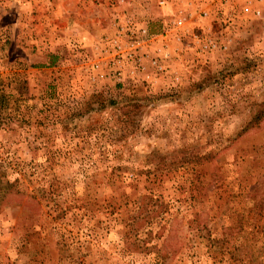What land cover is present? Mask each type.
Wrapping results in <instances>:
<instances>
[{
	"label": "rangeland",
	"instance_id": "rangeland-1",
	"mask_svg": "<svg viewBox=\"0 0 264 264\" xmlns=\"http://www.w3.org/2000/svg\"><path fill=\"white\" fill-rule=\"evenodd\" d=\"M160 1L0 0V264H264V0Z\"/></svg>",
	"mask_w": 264,
	"mask_h": 264
},
{
	"label": "built area",
	"instance_id": "built-area-1",
	"mask_svg": "<svg viewBox=\"0 0 264 264\" xmlns=\"http://www.w3.org/2000/svg\"><path fill=\"white\" fill-rule=\"evenodd\" d=\"M168 0H161L160 3L165 4L167 3ZM120 28H126L128 30H131V27H120ZM119 31V30H118ZM143 32L146 33V29H143ZM129 33L133 34V31H130ZM165 36V35H164ZM149 40V37H147ZM124 40H120L119 38H114L112 41L113 44V55L111 57V60L113 63H116L117 61H124V60H129V61H135L136 60H142L144 56L138 57L137 54L133 51L134 47H136V40L133 35L128 36V39L126 43H122ZM211 44V43H210ZM125 45H128V49L124 48ZM168 50V44H167V49Z\"/></svg>",
	"mask_w": 264,
	"mask_h": 264
},
{
	"label": "trees",
	"instance_id": "trees-1",
	"mask_svg": "<svg viewBox=\"0 0 264 264\" xmlns=\"http://www.w3.org/2000/svg\"><path fill=\"white\" fill-rule=\"evenodd\" d=\"M135 103H136V105L140 106V103L139 102H135Z\"/></svg>",
	"mask_w": 264,
	"mask_h": 264
}]
</instances>
